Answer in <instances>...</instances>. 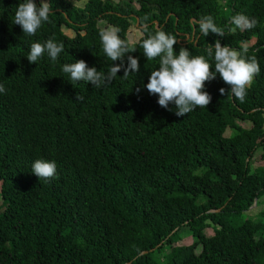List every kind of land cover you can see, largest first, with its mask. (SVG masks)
<instances>
[{
	"label": "trees",
	"instance_id": "obj_1",
	"mask_svg": "<svg viewBox=\"0 0 264 264\" xmlns=\"http://www.w3.org/2000/svg\"><path fill=\"white\" fill-rule=\"evenodd\" d=\"M19 2L0 0V264H264V209L258 221L247 214L264 196V165L251 170L259 148L264 161V0H49L50 21L34 36L13 23ZM236 13L256 27L230 31ZM204 15L224 37L199 32ZM136 17L142 36L130 43ZM101 21L136 48L140 71L124 77L121 69L101 88L72 84L65 63L112 65ZM157 29L177 38V53L206 56L216 39L247 44L261 71L244 102L219 92L229 86L217 74L205 82V108L178 117L174 104L160 107L143 87L159 60L141 46ZM49 38L64 45L58 60L45 53L29 63L30 44ZM36 159L54 160L56 176L39 181ZM183 229L191 244H179Z\"/></svg>",
	"mask_w": 264,
	"mask_h": 264
},
{
	"label": "clouds",
	"instance_id": "obj_2",
	"mask_svg": "<svg viewBox=\"0 0 264 264\" xmlns=\"http://www.w3.org/2000/svg\"><path fill=\"white\" fill-rule=\"evenodd\" d=\"M53 9L48 0H22L19 2L13 23L19 25L22 33L27 36H34L42 24L50 21V14ZM147 19V18H146ZM199 32L207 37L210 33L224 37V30L217 26L213 16L204 15L198 21ZM230 23L241 31L251 30L257 25L255 18H250L244 13H236L231 17ZM144 30L147 31L145 24ZM120 29L115 26L102 28L99 31V38L102 50L106 57L112 61L107 72L99 71L95 66L89 67L83 59L75 60L72 63H65L62 71L69 75V82L76 83L83 81L91 82L94 88H101L115 79L117 73L123 69V76L127 77L130 72L140 71L139 58L130 53L136 50L130 47L125 39L119 35ZM177 38L157 29L142 40L143 55L147 60L158 58V67L150 72L148 82L143 87L147 91L158 96L157 103L160 107L173 111L170 104L175 105V115L180 117L194 111L196 108H205L211 102V95L204 91L205 82L214 80L219 74L220 78L228 85V89L221 87L219 92L225 95L229 90L235 99L244 102L247 89L254 82V78L260 74V65L255 56H247L248 45L242 44L240 50L232 48L227 44L222 45L220 39H216L214 45L208 44L205 55H192L187 47L181 46L178 53L174 49ZM64 51L63 43L56 42L55 38H49L44 43L33 42L26 55L29 63H35L47 53L53 61H57ZM127 54V64L125 56ZM119 61V63H115ZM214 66V71L212 70ZM136 88V93L140 92ZM6 89L0 84V93ZM76 100H83L82 95H77ZM31 172L39 181H50L57 174L56 162L36 159L31 165Z\"/></svg>",
	"mask_w": 264,
	"mask_h": 264
},
{
	"label": "rangeland",
	"instance_id": "obj_3",
	"mask_svg": "<svg viewBox=\"0 0 264 264\" xmlns=\"http://www.w3.org/2000/svg\"><path fill=\"white\" fill-rule=\"evenodd\" d=\"M86 1L87 0H81V1L78 2L76 0H73V3L76 4L77 6H83ZM111 1H113L114 3H117V2H119L121 0H111ZM99 27L105 28V27H109V25H107L106 22L101 21V22H99ZM64 30L70 36H74L75 35V32L73 30H68L65 27H64ZM141 36H142L141 28H139V26H137V24L136 25H132L130 27V29H129V32H128V38H129L130 43H136L141 38ZM251 43H253V41H251L249 44H251ZM236 124H238V125H240L242 127H250L251 126L250 122L242 121L240 119L236 120ZM233 132H235L234 129H228L227 132H226V136L231 135ZM261 153H262V149L259 148L256 151L254 159L251 162V170L252 171H254L257 167L264 165V161H262V159L260 157ZM262 203H263V205H261ZM261 204H260V206L250 210L247 213L248 216L251 219H253L254 221H258V220L261 219L260 215H258V212H259L260 209L261 210L264 209V196H262V198H261ZM209 229H211L213 231L212 228H209ZM209 229L207 230V233L209 232ZM182 234H183V240H182V242L179 243L180 245H187V244H191L193 242V237L191 235H189V232H188L187 229H183L182 230ZM211 235H213V233Z\"/></svg>",
	"mask_w": 264,
	"mask_h": 264
},
{
	"label": "water",
	"instance_id": "obj_4",
	"mask_svg": "<svg viewBox=\"0 0 264 264\" xmlns=\"http://www.w3.org/2000/svg\"><path fill=\"white\" fill-rule=\"evenodd\" d=\"M136 20H137V26H139V18L138 17H136ZM156 24H157V22H156ZM187 38H189V36H187ZM256 205V204H255ZM220 210L218 209V210H210L209 212H211V213H215V212H219ZM178 230V228L177 229H175L172 233H174L175 231H177ZM149 251H144V252H142L141 253V255H143V254H146V253H148ZM127 264H131V263H127Z\"/></svg>",
	"mask_w": 264,
	"mask_h": 264
}]
</instances>
